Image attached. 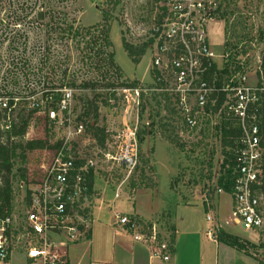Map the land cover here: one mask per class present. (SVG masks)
Wrapping results in <instances>:
<instances>
[{"label": "built area", "instance_id": "1", "mask_svg": "<svg viewBox=\"0 0 264 264\" xmlns=\"http://www.w3.org/2000/svg\"><path fill=\"white\" fill-rule=\"evenodd\" d=\"M231 1L146 0L143 20L138 25L128 21L130 42L148 43L151 79L118 89L110 87L108 102L115 107L121 100L123 105V127L115 153L109 148L108 137L103 144L99 142L95 123H72L71 87L60 89L56 107L52 95L45 97L49 106L32 103L36 112H45L54 127L63 129L64 136L57 147L32 150L38 161L24 167V210L17 217L12 213L0 219V261L19 251L25 264H69L67 246L87 240L92 230L98 171L104 164L110 165L109 170L114 163L125 168L126 176L115 188V197H120L121 187L138 168L139 132L150 130L152 113L167 114L170 131L187 145L221 143L216 131L222 129L225 119L238 122L241 134L234 153L232 219L246 229L264 228V194L260 191L264 174V45L257 56L259 63L251 69L245 58L233 52L217 53L210 43V24L225 17ZM18 100L16 96L0 97L2 131L22 117L12 118ZM28 131L20 138L29 135ZM16 138L11 137L10 143ZM1 141L8 142L5 134ZM218 191L224 192L220 187ZM207 218L213 221L211 215ZM114 224L147 245L153 256L171 260L170 235L157 222L115 213ZM214 228L210 227L209 235Z\"/></svg>", "mask_w": 264, "mask_h": 264}, {"label": "rangeland", "instance_id": "2", "mask_svg": "<svg viewBox=\"0 0 264 264\" xmlns=\"http://www.w3.org/2000/svg\"><path fill=\"white\" fill-rule=\"evenodd\" d=\"M4 1L5 4L8 3V0ZM54 1H56L55 4L58 7L73 2V0ZM61 1L65 3L62 4ZM74 1H76L74 6L81 7L77 14V19L81 24L91 25L101 21L102 11L99 9V5H102L103 0ZM145 2L146 0H123L120 6L111 9L114 18L110 38L116 54L115 60L121 68L122 77L120 78L113 72L99 74L90 67L88 68L86 60L82 59L83 55L79 51L83 46V42H80L78 47L73 40L61 39L56 32L49 33L47 29H23L20 26L17 29H5L6 23L11 21L12 18L6 17L8 14L6 9L2 10L0 13V97L4 95L19 97L18 102L15 103L16 111L12 118L15 120H18V117L21 116L27 118L29 112L33 109L32 103L34 102L49 106L43 95L48 81L51 77H54L55 81L58 78L60 79L62 71L66 67L68 73H74L80 80L97 75L100 82L97 86H94L95 88L85 89L79 86H67L74 90L72 123L75 124V122L83 120L88 126H91L93 122L96 126L105 127L107 137L111 143L109 148L115 153L117 136L123 127V105L121 100L117 102L115 107L108 102L110 87L120 88L123 86L119 85L121 81H127V84L136 81L138 84L149 82L151 79V57L148 51L141 62L136 65L128 55L122 42L123 36L130 42L129 29H127L128 21L133 25H138L143 20L141 17L144 14L142 11L145 8ZM39 4H41V0ZM209 28L210 43L215 52H233L238 57L245 58L251 69L254 68L259 63L257 56L263 52L264 0H232L226 8L225 17L211 23ZM132 42L136 43L135 40H132ZM11 47H17L18 50L11 52ZM48 47H50L53 57L50 66H43L40 57L42 51ZM25 48L26 52L22 54ZM55 61H59V64H54ZM26 62H28V65L24 66ZM111 81L115 85H107ZM28 97H31L30 100ZM145 117L142 116V119L144 120ZM0 120L4 124V121ZM151 120L152 126L150 130H146L147 133L144 134L142 143L140 142V136L143 135H140L139 132L140 162L135 174L121 187V198L114 199V191L126 176L125 168L114 163L112 170H109L110 165L104 164L98 171L95 185L98 193L102 191L100 188L109 189L107 194L109 201L105 203L110 206L112 203L125 201L132 205L131 194L138 188H145L140 187L142 186L140 184L150 182V180L156 181L157 184L159 181L160 193L167 192L170 185L175 198L177 197L180 202L202 200L206 205V202H208L206 198H208L212 203L211 208H213L216 218H218L217 223H220L219 218H225L224 223L235 227L236 232L247 236L246 230L248 235L254 238V243L247 242L248 249L253 253L252 256L262 263L264 261V228L246 229L235 223L230 211L232 196L229 193L218 191L217 178L220 175L224 158L221 143L217 141L212 145L203 144L196 147L185 145V148L182 149L180 145L169 140V135L172 137L174 134L169 132L170 117L167 114L152 113ZM30 126L27 138L19 137L11 140V142L26 143L29 139H46L49 143H53L64 136L63 129L54 127L47 119L45 112L32 114ZM172 130L175 132L173 128ZM26 155L27 158L24 162L17 159L16 167L9 175L13 181L15 193L14 217H17L24 210L23 195L25 186H22L23 181L19 180L21 173L19 167H25L29 162L35 164L38 161L33 151L27 150ZM211 160L213 162L212 167L208 164ZM210 174H212L211 179L209 178ZM14 175L17 178H14ZM133 181L136 182V187L133 186ZM222 193L220 203L218 199ZM98 202H104V200ZM93 203L94 201L92 205ZM156 222L163 231H167L169 227L167 215L161 216L159 221ZM218 228L219 226L215 225L213 233L218 232ZM12 256L13 264H25L19 251H15Z\"/></svg>", "mask_w": 264, "mask_h": 264}, {"label": "trees", "instance_id": "3", "mask_svg": "<svg viewBox=\"0 0 264 264\" xmlns=\"http://www.w3.org/2000/svg\"><path fill=\"white\" fill-rule=\"evenodd\" d=\"M8 0L5 4L4 0H0V13L2 10L6 9L8 14L7 18H12L5 25V29L12 28L17 29L18 26L23 27V29H47L49 33L56 32L58 37L64 40H73L75 44L79 47L80 42H83V46L79 50L86 60V65L88 68L97 71L99 74L103 73H116L118 77H122L121 68L115 60V51L113 50V43L110 38V32L112 29L113 14L111 9L117 8L123 2V0H103L102 5H99V9L102 11L101 21L91 24L83 25L77 19V14L81 10V7L74 6L76 1L73 0L72 3H67L66 5L57 6L54 0ZM59 3V1H58ZM64 4V1H61ZM39 5V6H38ZM107 7V8H106ZM10 13V14H9ZM264 34V32H263ZM76 39H78L76 41ZM122 42L128 55L134 62L138 65L143 56L147 53L148 43H131L124 36L122 37ZM18 50L17 47H11V52ZM26 52V48L23 49ZM53 54L51 53L50 47L45 48L42 51L40 57V62L43 66H50ZM236 55L232 57V63L236 62ZM54 64H59V61H55ZM28 62L24 64L27 66ZM55 68V67H53ZM106 69V71H104ZM228 72V67L226 69ZM55 72V71H53ZM54 75V74H53ZM105 75V74H104ZM80 82V83H78ZM100 80L98 76H93L87 79L80 80V78L74 73H68V68L62 71V77L55 81L54 77H51L48 81L46 90L44 91V97L48 98L50 95L53 97L52 106L56 107L57 102L61 99L62 91L60 89L71 86V87H82L85 89L95 88L99 84ZM127 81H121L119 85H126ZM131 84H137L133 82ZM107 85H115L114 82H108ZM106 85V86H107ZM14 96V95H11ZM38 108L31 110L27 118H20L18 123H12V126L7 131H2L0 129V219H4L11 215L14 210V185L10 178V174L16 167L17 159L21 162L26 160V151H32L39 148H44L47 145L52 147H57L60 145L61 141L58 140L54 144L49 143L46 139H32L26 143L17 141L15 143H10L11 137H21L28 129L30 125V119L32 114H34ZM2 114L0 112V119ZM94 134L101 144L106 140V129L103 126H95ZM169 132L172 133V131ZM219 132L221 139V146L223 149V162L220 169V175L217 178V188H222L224 192L229 194L233 191L234 184V165L235 158L234 153L237 147V139L241 134V130L238 127V122L236 120L225 119L222 129L217 130ZM146 130H140V142L144 141V134ZM6 135L8 139L7 143L1 141V137ZM262 135V145L264 147V122L261 126ZM169 140L177 145H180L182 149L185 148V143H181L176 136L169 135ZM194 147L201 144H192ZM209 166H213L212 160L209 161ZM21 173L19 180L26 179V169L24 167H19ZM144 176V175H143ZM14 178H17L14 175ZM149 178V177H148ZM212 178V174L209 175ZM263 183L260 186V191L264 194V174ZM150 180V178H149ZM133 186L136 187V182H132ZM94 185V175L91 172V186ZM145 188H156L157 182L150 180L147 183L140 184ZM218 232L215 233L216 238L224 242L239 251L249 253L247 242L232 233L226 232L224 229H217ZM174 237L170 235V245L171 249L174 248ZM9 259H7L8 261Z\"/></svg>", "mask_w": 264, "mask_h": 264}, {"label": "crops", "instance_id": "4", "mask_svg": "<svg viewBox=\"0 0 264 264\" xmlns=\"http://www.w3.org/2000/svg\"><path fill=\"white\" fill-rule=\"evenodd\" d=\"M100 190L102 191L98 193L96 187L89 238L68 245L66 248L69 264H264V261L260 263L256 260L249 249L251 254L219 241L215 232L209 235L210 227L218 225L219 228L243 238L246 242H255L254 238L248 235V231L245 230L247 232L245 236L236 232L235 227L224 223L225 218H219L220 223H217L218 218L208 198L206 205L202 200L180 202L177 197L175 198L170 185L167 192L160 193L158 181L156 188L136 189L131 194L132 205L125 201H114L115 204L108 206L105 202L109 201L107 198L109 189L100 188ZM222 196L223 193L218 199L220 203ZM121 197L122 195L118 198ZM102 199L104 202H98ZM114 199L117 200L115 193ZM232 207L233 199L230 211ZM115 213L137 215L144 220L155 222L159 221L161 216L167 215L169 227L166 228V232L175 239L171 260L165 261L153 256L147 245L135 241L128 233L120 230L114 224ZM209 215L213 217V221H209L207 218ZM12 255L8 261H0V263L13 264ZM22 259L25 263L23 254Z\"/></svg>", "mask_w": 264, "mask_h": 264}]
</instances>
